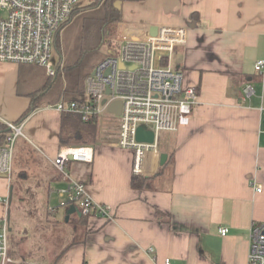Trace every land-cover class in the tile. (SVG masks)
<instances>
[{
    "label": "crops",
    "instance_id": "1",
    "mask_svg": "<svg viewBox=\"0 0 264 264\" xmlns=\"http://www.w3.org/2000/svg\"><path fill=\"white\" fill-rule=\"evenodd\" d=\"M121 12L122 30L130 34L146 36L160 26L186 30L187 42L175 48L171 64L183 73V86L197 91L198 104L187 126L160 135L167 162L148 154L144 189L132 187L134 151L119 147L116 137L100 136L92 163L68 162L70 178L84 183L112 217L70 214L77 225L62 236L55 232L57 257L48 261L40 251L34 259L30 252L20 264H247L251 225L264 223V71H255L264 59V0L125 1ZM26 71L0 63V119L16 122L32 102L38 106L16 139L12 176H0V218L6 216L10 233L31 228L42 235L59 222L37 220L36 211L42 227L23 223V206L12 212V182L23 181L19 200L26 205L44 187L47 210L62 212L65 221L71 206H61L67 193L59 191L68 180L53 160L66 145L60 144L62 113L21 88ZM35 178L43 181L32 183ZM54 193L59 206L51 204Z\"/></svg>",
    "mask_w": 264,
    "mask_h": 264
},
{
    "label": "built area",
    "instance_id": "2",
    "mask_svg": "<svg viewBox=\"0 0 264 264\" xmlns=\"http://www.w3.org/2000/svg\"><path fill=\"white\" fill-rule=\"evenodd\" d=\"M95 1L0 0V63L40 66L45 68L48 77H54L58 68L52 61L56 36L76 13L94 7ZM121 25L122 22L116 32L121 45L119 54L103 60L86 78L83 101L60 100L54 107L60 113L83 114L87 121L93 117L98 121H114L117 145L134 151L133 172L141 176L150 171L148 154L153 152L161 156V132H176L190 123L198 95L194 88L183 86V73L171 64L175 48L187 42L184 28L160 26L156 35H152L149 28L146 36H139L122 30ZM255 71L259 74L264 71V59L256 62ZM245 91L249 96L251 86ZM118 101L121 102L120 115L109 111ZM0 123L9 129L8 136L0 144V175L11 177L14 146L17 137L23 134L24 121L15 123L0 119ZM139 127L154 133L152 143L137 140ZM93 160V146L61 148L53 160L55 169L68 180L67 190L59 191L61 196L67 193L61 206H74L84 217L111 218L109 207L95 203L86 185L71 179L65 171L70 161L90 164ZM256 189L260 192L261 186ZM8 231L5 216L0 218V264L14 262L8 252ZM219 232L226 236L229 229L222 227ZM249 238L247 264H264V223L254 222ZM164 264L173 263L166 259Z\"/></svg>",
    "mask_w": 264,
    "mask_h": 264
},
{
    "label": "trees",
    "instance_id": "3",
    "mask_svg": "<svg viewBox=\"0 0 264 264\" xmlns=\"http://www.w3.org/2000/svg\"><path fill=\"white\" fill-rule=\"evenodd\" d=\"M121 1H143V0H96L92 11L98 10L96 16L86 15L82 18L81 38H86V43L82 45V55L79 60L71 66L65 63L57 68L54 77H48L45 85V96L49 105L54 106L60 100L68 102L83 101V82L91 72L106 58L116 56L120 51V43L116 39L118 24L122 22V12L116 7V2ZM71 23V22H70ZM57 38V36H56ZM59 38V35H58ZM55 39V47H59V39ZM98 39V40H97ZM97 40V41H95ZM59 64V63H58ZM67 76V86L62 85L59 93L52 96L55 83L60 82L61 78ZM37 93L40 90L36 91ZM35 93V92H34ZM31 93V96L34 95ZM33 98L35 101L37 98ZM49 97L51 99H49ZM36 106L33 102L30 108L15 122L25 121ZM97 122L98 119L93 117L90 120H84L83 114L63 112L61 120L60 144L66 146L91 145L94 146L97 140ZM9 133L6 125L0 123V140H4ZM161 169V168H160ZM150 178L139 175H133L132 187L134 189H144L148 186ZM12 197L22 200L23 181L14 180L12 182Z\"/></svg>",
    "mask_w": 264,
    "mask_h": 264
},
{
    "label": "rangeland",
    "instance_id": "4",
    "mask_svg": "<svg viewBox=\"0 0 264 264\" xmlns=\"http://www.w3.org/2000/svg\"><path fill=\"white\" fill-rule=\"evenodd\" d=\"M80 4L83 5V2H80ZM92 11L91 9H85L81 10L74 16L71 23L66 25L61 32L57 35V38L59 39V47H54L52 61L54 62L57 67L62 66L65 63L67 66H71L74 63H76L79 58L82 55V45L86 43V38H81L79 33L81 32V25H82V18L86 15L96 16L95 14L98 12V10ZM56 38V40H57ZM98 40V39H97ZM95 40V41H97ZM61 62V63H60ZM59 63V64H58ZM21 67L26 68V70H31V72L26 71L23 72L21 75V88L26 89V91H31V93H34L32 95V98H35L37 96L38 98H43V95L45 94V85L48 81V75L45 71V68L36 66V65H21ZM9 79V78H8ZM32 81V82H30ZM68 83V77L64 76L61 78L60 82L55 83L53 88L52 96L59 93L61 90V86H67ZM83 89H85V80L83 82ZM40 90L39 93L36 91ZM36 97V98H37ZM45 97V96H44ZM46 98V97H45ZM47 99V98H46ZM45 99V100H46ZM49 99H51L49 97ZM97 140L100 141L103 137L102 134L107 135V139H112L117 136V124L114 123V121H109L106 119L99 120L97 122ZM168 133H172L169 131H163L161 132V137L164 138ZM104 139V138H103ZM4 140H0V144ZM88 145V144H85ZM80 145V146H85ZM91 146V145H90ZM77 147V146H72ZM159 147L161 148V144L159 142ZM14 166V161L12 163V167ZM35 178L32 183H41L43 179ZM39 188H37L38 190ZM52 200L51 204L59 206V197L56 195V193L51 194ZM35 200V203H29L28 205L22 204L20 200L15 196L13 199V203L11 205L12 212H17L18 208L20 206H23V209L21 210V213H23L24 216H21V220L23 223L27 224L28 226H32L34 223V227H42V223L40 221H47L50 224L52 221H57L59 223H55V227L51 228L49 230L46 229L42 235L39 233H34L31 228L28 229L27 232H24L21 228H16L12 233L9 232L8 235V251L10 254H13L17 257V262L13 264H20L21 262H25V260L22 259V257H27L28 253L33 254V258L35 259L40 251L45 256V258L48 261H52L57 256L54 255V250L57 245L56 240V233L62 236L64 229L67 230L70 228L73 229L77 224L76 214L72 215V219L69 222V220L65 221L63 220L62 212L58 216L51 214V211L47 210L46 201L47 196L44 192V187L41 190V192L36 193L35 196L32 197ZM37 200V201H36ZM61 201V200H60ZM62 210V209H61ZM37 211L38 217L37 220H40L37 224L35 212ZM17 232V230H19ZM56 232V233H55ZM61 251V250H60ZM59 251V252H60ZM58 257H61L59 255Z\"/></svg>",
    "mask_w": 264,
    "mask_h": 264
},
{
    "label": "water",
    "instance_id": "5",
    "mask_svg": "<svg viewBox=\"0 0 264 264\" xmlns=\"http://www.w3.org/2000/svg\"><path fill=\"white\" fill-rule=\"evenodd\" d=\"M115 5L119 10H121V8H122V2L121 1H117ZM157 30H158V27H151V34L156 35ZM120 110H121V102L120 101L113 103L109 108L110 112L115 113L117 115H120ZM137 140L139 142L152 143L154 141V133L152 131H148V130L144 129L143 127H139L137 130ZM167 158H168V155L166 153H162L160 156V164L164 165L167 162ZM0 176L6 178L5 175H0ZM11 195H12V192H11ZM74 212L79 213V211L77 210L76 207L71 206L70 210L68 211V214H67V218H66L67 221L69 220L70 214H72Z\"/></svg>",
    "mask_w": 264,
    "mask_h": 264
},
{
    "label": "bare ground",
    "instance_id": "6",
    "mask_svg": "<svg viewBox=\"0 0 264 264\" xmlns=\"http://www.w3.org/2000/svg\"><path fill=\"white\" fill-rule=\"evenodd\" d=\"M8 235H9V231H8Z\"/></svg>",
    "mask_w": 264,
    "mask_h": 264
}]
</instances>
